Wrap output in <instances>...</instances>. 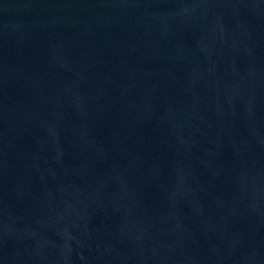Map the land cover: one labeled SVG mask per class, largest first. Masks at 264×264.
I'll list each match as a JSON object with an SVG mask.
<instances>
[{"label":"water","instance_id":"obj_1","mask_svg":"<svg viewBox=\"0 0 264 264\" xmlns=\"http://www.w3.org/2000/svg\"><path fill=\"white\" fill-rule=\"evenodd\" d=\"M0 264H264V0H0Z\"/></svg>","mask_w":264,"mask_h":264}]
</instances>
